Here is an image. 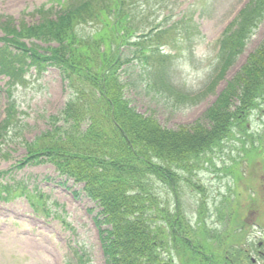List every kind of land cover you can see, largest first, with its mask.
Here are the masks:
<instances>
[{"label":"trees","instance_id":"trees-1","mask_svg":"<svg viewBox=\"0 0 264 264\" xmlns=\"http://www.w3.org/2000/svg\"><path fill=\"white\" fill-rule=\"evenodd\" d=\"M96 1L81 3L77 0L73 7L64 2L54 17L40 9V22L22 24L19 30L7 28L6 33L11 37L0 47V73L18 77L22 72L19 65L25 64L29 57L27 65H34L38 70L57 67L75 89V98L67 104L60 119L54 121L62 120V124L44 133L46 146L32 154L47 155L62 173L85 183L87 195L100 207L99 223L112 224L103 238L105 263L171 264L160 260V252H156V246L167 244L165 230L149 227L157 218L162 219L171 228L169 234L173 240L188 250L187 244L179 240L182 217L177 206L173 214L158 208L151 178L161 185L164 183V188L171 187L177 194V179L170 164L192 171L201 152L223 147V142L232 139L236 131H242L239 133L242 138L247 136L243 131H246L249 113L259 104L258 99L264 100V42L248 56L225 97L219 96L206 110L205 123L197 121L170 130L162 127L152 114L135 110L124 97V86L113 74L121 64L117 57L119 47L135 36L139 22L133 9L142 1L107 0L109 5L101 14L93 15L90 8ZM161 3L166 2L146 0L142 2V12L154 14ZM263 14L264 0H251L242 10L236 29L226 31L221 41L222 72L242 50L245 39ZM90 15L94 19H90ZM89 21L98 22L102 28L85 41L75 32V27ZM105 28L109 33L102 36L100 32ZM162 31L154 38L161 39ZM21 38L54 42L57 46L40 52L36 44L25 48ZM110 41L117 45L113 54L109 53ZM101 44L105 46L103 51ZM15 62L19 64L14 66ZM81 126L85 128L80 129ZM157 160L159 163L155 162ZM198 249L193 251L195 255H200Z\"/></svg>","mask_w":264,"mask_h":264},{"label":"rangeland","instance_id":"rangeland-1","mask_svg":"<svg viewBox=\"0 0 264 264\" xmlns=\"http://www.w3.org/2000/svg\"><path fill=\"white\" fill-rule=\"evenodd\" d=\"M86 1L89 0H80L81 3ZM244 1L171 0V2L157 5L159 18L174 16L178 10H186L185 16L192 19V24H189L190 33L187 36L193 43L173 60V74L169 78L171 83L179 84L180 88L189 94L206 85L215 68L218 39ZM64 2L71 7L77 4V0H0V28L6 20H12L11 24L17 28L22 24L27 26L36 24L42 19L39 17L41 14L36 13L38 9L43 8L50 17H53L59 9L61 10V4ZM107 5H109L107 0H97L90 10L93 15L101 14ZM164 10L168 12L164 13ZM133 11L138 15L139 23L154 19L153 14L137 13V8ZM91 18L94 19L90 15ZM89 23L93 24L86 23L77 27L79 35L80 27L84 28L85 31L81 37L85 41L89 40L88 31H92V27L97 31L102 28L96 21ZM139 27L137 26V29ZM263 40L264 18L252 31L250 38L245 40L243 51L235 57L231 66L217 81L214 90L195 105H186L175 98L155 93L153 88L147 85L145 78L135 73H130V77L126 79L128 82L126 96L137 111L153 113L165 128L177 129L181 125L190 126L197 121L205 123L203 114L206 109L215 98L225 97L233 79L245 65L247 56L254 53L255 49L263 44ZM26 79V84L13 91V99L19 110V119L23 118L22 128L10 134L2 144V151L8 153V158L1 160L0 170H4L10 162L15 163L24 156L23 141H30L45 131L48 127L47 118L51 113H58L66 102L67 90L55 69L49 68L41 73L29 68ZM4 83L3 77H0L1 88ZM235 99V97L232 98L233 101ZM263 107L264 103L260 102L250 115L249 121H246V131L243 132L248 136L244 138L236 136L242 132L236 131L232 139L223 142L222 151L200 155L196 162L201 164L205 162L203 167L193 164L192 171L187 173L169 163L173 167L174 177L180 179V190L177 194L169 187L164 188V183L161 185L155 181V178H151L153 195L157 201L161 206H167L170 209L177 203L183 217V228L190 233L188 239L192 244L188 242L190 247L188 250L182 249L181 243L173 242L172 239L165 247L157 246V251L160 253L167 250L163 252V255L167 256L168 253L174 264H204L192 249L200 243L209 249L214 248L216 243L219 244L215 264H230V256L224 241L231 242V226L232 231L236 226L232 208L235 205L240 207L246 201L250 204V199L254 198L246 181L248 169L251 173L255 168L259 169L257 171L259 173L264 172ZM258 137L262 139V148H260V141L257 140ZM250 138L253 139V143ZM55 173L49 164L15 173L14 177L17 180L26 184H39V188L44 193L42 201L49 210V215H46L42 209L33 214L29 208L30 205L28 206L29 203L27 204V200L25 201L22 196L10 197L5 201L0 200V264H65L67 262L72 264L75 260L72 259L75 245L86 247L88 252L90 250L92 264H103L97 235L94 228L90 226V218L86 214V209L94 208V204L82 193L79 199H75L69 192L59 188H53L49 192L43 179L50 177L57 183L60 178ZM68 185L72 186L71 183ZM80 188L79 185L73 186L74 191H79ZM200 189H203L204 196L197 193L196 190ZM175 196H177L176 201ZM246 206L244 204L242 208ZM197 207H201L206 221V226L202 229L203 238L198 236L200 231L198 227L201 222L198 225L195 224V208ZM157 225L160 227L159 230H165L164 224ZM211 250L216 256L214 249Z\"/></svg>","mask_w":264,"mask_h":264},{"label":"flooded vegetation","instance_id":"flooded-vegetation-1","mask_svg":"<svg viewBox=\"0 0 264 264\" xmlns=\"http://www.w3.org/2000/svg\"><path fill=\"white\" fill-rule=\"evenodd\" d=\"M236 215V213H235ZM237 222V221H236ZM252 223L246 220H240L238 224L243 223ZM243 228V227H242ZM239 227L237 226L234 231H232V249H231V264H264V251L260 250L262 245L261 242L257 243V249L255 251L251 250L250 252L247 249H244L242 252L239 250V241L243 237L239 236ZM244 235V232H241ZM244 239H248L247 234H245ZM264 249V247H263Z\"/></svg>","mask_w":264,"mask_h":264}]
</instances>
